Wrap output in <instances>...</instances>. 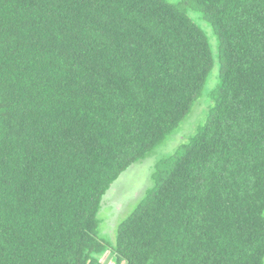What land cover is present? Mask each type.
Listing matches in <instances>:
<instances>
[{
    "label": "trees",
    "instance_id": "trees-1",
    "mask_svg": "<svg viewBox=\"0 0 264 264\" xmlns=\"http://www.w3.org/2000/svg\"><path fill=\"white\" fill-rule=\"evenodd\" d=\"M204 101L100 239L112 185ZM106 255L264 264V0H0V264Z\"/></svg>",
    "mask_w": 264,
    "mask_h": 264
},
{
    "label": "rangeland",
    "instance_id": "rangeland-1",
    "mask_svg": "<svg viewBox=\"0 0 264 264\" xmlns=\"http://www.w3.org/2000/svg\"><path fill=\"white\" fill-rule=\"evenodd\" d=\"M211 42L213 43L214 40L211 39ZM206 104L205 102L199 105L171 139L156 149L145 161L130 167L112 185L102 201L98 215L101 222L99 226L100 239L111 244L114 243L118 226L133 213L146 192L152 187V174L156 163L174 153L177 147L194 133L206 117ZM106 256L102 258V262L112 264Z\"/></svg>",
    "mask_w": 264,
    "mask_h": 264
}]
</instances>
